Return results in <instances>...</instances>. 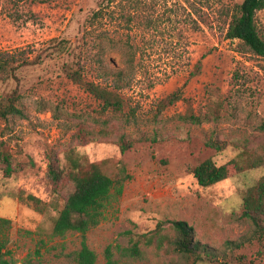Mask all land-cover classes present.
<instances>
[{
  "label": "rangeland",
  "instance_id": "obj_1",
  "mask_svg": "<svg viewBox=\"0 0 264 264\" xmlns=\"http://www.w3.org/2000/svg\"><path fill=\"white\" fill-rule=\"evenodd\" d=\"M242 1L0 0V52L43 55L21 72L23 113L0 118V151L13 159L10 174L0 169V216L10 219L5 258L14 264H76L85 241L97 264H108V246L116 264H264V238L242 215L245 192L264 175V165L210 187L201 186L191 170L210 157L226 162L244 148L264 155V57L227 36ZM255 20L264 38V8ZM53 39L64 40L65 49L57 52ZM63 62L117 91L123 113L104 110L66 76ZM15 85L2 84L0 92ZM178 90L180 98L163 106ZM188 114L200 122L184 118ZM80 127L95 132L83 140ZM121 133L133 139L124 151L116 142ZM211 139L223 149L210 146ZM70 148L113 178L122 177L123 188L120 194L113 190L98 225L53 237L57 196L47 174L49 154L63 162ZM30 194L46 203L44 210L25 200ZM173 220L192 225L213 257L195 260L166 242L170 238L160 250L142 244L140 257L117 249L160 225L173 240Z\"/></svg>",
  "mask_w": 264,
  "mask_h": 264
},
{
  "label": "trees",
  "instance_id": "obj_2",
  "mask_svg": "<svg viewBox=\"0 0 264 264\" xmlns=\"http://www.w3.org/2000/svg\"><path fill=\"white\" fill-rule=\"evenodd\" d=\"M107 1L112 2L114 0ZM263 8L264 0H243L233 15L227 31L229 38L242 40L251 50L262 57H264V38L259 34L255 15L258 10ZM52 42H54V48L57 52L65 49L64 40L53 39ZM42 61L41 52H38L35 57H31L25 50H21L19 53L0 52V85L11 81L16 84L9 93L3 95L0 92V118L6 119L12 114L23 113L18 104L22 97L20 93L23 79L21 72L25 68L37 65ZM62 69L69 79L101 101L104 110L111 109L116 112L115 115L123 113L124 100L117 91L87 80L80 68H75L69 62H63ZM180 96L181 91L172 92L164 99L163 106L172 104ZM215 104L214 114L219 117L220 109L218 106L220 103L216 101ZM184 118L193 122H200V118L194 114H188ZM98 131L105 132L103 128ZM94 132L93 129L85 130L83 127L77 130L78 137L83 140L88 138V134L92 137ZM116 142L124 151L132 145L133 139L127 137L125 133H121ZM208 144L217 150L223 149V144L218 139H211ZM262 148L264 150V144ZM65 152H67V158L62 162L56 156V152L51 151L47 165V174L55 188L54 195L57 196L53 206L57 211L51 231L53 237H64L70 231L85 233L91 227L98 225L103 219L105 208L114 194H120L123 188V178H113L102 169L100 163L91 162L87 157L82 158L79 155H73L71 148ZM262 165H264L263 154L250 148H244L226 162L218 164L210 157L200 161L191 170L201 186L210 187L230 176ZM12 167V155L6 149L1 150L0 169L3 168L6 174H10ZM59 184L63 188L61 192L57 189ZM113 190L116 192L114 193ZM25 200L35 206L36 209L44 210L46 207V203H43L42 199L35 195L30 194ZM242 215L254 223L256 233L264 238V175L246 190L243 197ZM9 223L10 219L0 216V264H14L10 259L5 258L8 250H4L7 247L5 230ZM172 227L175 231L173 240L167 233L163 232L160 225L150 233H143L136 238H131L129 246L118 245L117 249L124 256L140 257L144 252L142 244L155 246L157 250H160L165 241L170 238L166 242L173 243L177 251L191 256L195 260H207L213 257L214 253L210 246L195 239L194 228L187 221L173 220ZM105 255L108 264H116L115 251L110 246L106 248ZM97 258L96 251L83 241L81 247L76 251L75 262L76 264H97Z\"/></svg>",
  "mask_w": 264,
  "mask_h": 264
}]
</instances>
